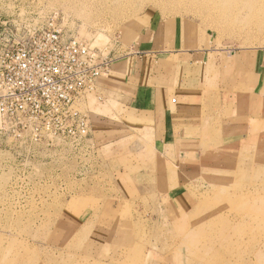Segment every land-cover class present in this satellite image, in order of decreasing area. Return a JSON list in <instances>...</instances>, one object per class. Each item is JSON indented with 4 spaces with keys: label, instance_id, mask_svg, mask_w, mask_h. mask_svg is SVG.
<instances>
[{
    "label": "rangeland",
    "instance_id": "1",
    "mask_svg": "<svg viewBox=\"0 0 264 264\" xmlns=\"http://www.w3.org/2000/svg\"><path fill=\"white\" fill-rule=\"evenodd\" d=\"M150 16L181 45L264 57V0H0V22L53 24L111 60L132 53ZM242 78L245 94L254 76ZM204 95L177 123L197 143ZM234 126L191 161L144 143L105 161L89 137L48 147L0 132V264H264V120Z\"/></svg>",
    "mask_w": 264,
    "mask_h": 264
},
{
    "label": "crops",
    "instance_id": "2",
    "mask_svg": "<svg viewBox=\"0 0 264 264\" xmlns=\"http://www.w3.org/2000/svg\"><path fill=\"white\" fill-rule=\"evenodd\" d=\"M130 46L132 53L112 60L109 71L97 80L96 92L87 95L88 137L92 147L107 149L105 161L124 156L119 147L127 143H144L155 151L165 150L161 155L167 159L191 161L194 146L210 144L212 131L219 129L222 135L240 121L264 120V92L257 91L264 57L258 52L244 50L228 57L209 47L181 45L151 16L139 33V42ZM228 73L233 76L230 80ZM244 74L247 79L254 76L245 94L236 89L244 86ZM192 93L205 94L208 109L196 128L198 143L192 133L180 135L177 126L187 105L191 102L194 107Z\"/></svg>",
    "mask_w": 264,
    "mask_h": 264
},
{
    "label": "built area",
    "instance_id": "3",
    "mask_svg": "<svg viewBox=\"0 0 264 264\" xmlns=\"http://www.w3.org/2000/svg\"><path fill=\"white\" fill-rule=\"evenodd\" d=\"M111 62L53 24L0 22V132L18 143L80 146L90 129L84 98Z\"/></svg>",
    "mask_w": 264,
    "mask_h": 264
},
{
    "label": "bare ground",
    "instance_id": "4",
    "mask_svg": "<svg viewBox=\"0 0 264 264\" xmlns=\"http://www.w3.org/2000/svg\"><path fill=\"white\" fill-rule=\"evenodd\" d=\"M253 100H255V99H253ZM259 100V99H258ZM259 102V101H258ZM251 151V150H250ZM247 152V151H246ZM259 153V152H258ZM258 153H256V154H258ZM264 156V155H263ZM259 158V157H258ZM257 158V159H258ZM264 158V157H263ZM263 158L261 157V159L263 160ZM261 159H259L260 161H261ZM230 160V159H229ZM236 160V159H235ZM238 160V159H237ZM248 160V159H247ZM232 161V160H231ZM249 161V160H248ZM250 161H251V159H250ZM233 163V162H232ZM255 163V162H254ZM237 164V163H236ZM241 164V163H240ZM263 169V168H262ZM239 171H240V169H239ZM263 171V170H262ZM233 172V171H232ZM236 172V171H235ZM246 172V171H245ZM247 173V172H246ZM254 179V178H253ZM174 262V261H173ZM176 264V263H175Z\"/></svg>",
    "mask_w": 264,
    "mask_h": 264
}]
</instances>
